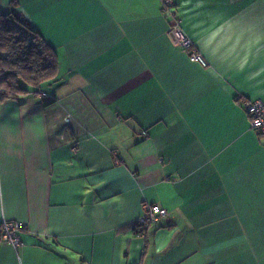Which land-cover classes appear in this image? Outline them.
<instances>
[{
	"label": "crops",
	"instance_id": "crops-1",
	"mask_svg": "<svg viewBox=\"0 0 264 264\" xmlns=\"http://www.w3.org/2000/svg\"><path fill=\"white\" fill-rule=\"evenodd\" d=\"M12 1L60 71L0 104V264H264V0Z\"/></svg>",
	"mask_w": 264,
	"mask_h": 264
},
{
	"label": "trees",
	"instance_id": "trees-1",
	"mask_svg": "<svg viewBox=\"0 0 264 264\" xmlns=\"http://www.w3.org/2000/svg\"><path fill=\"white\" fill-rule=\"evenodd\" d=\"M16 9L12 1L11 11L0 12V104L39 93L45 84L57 81L60 71L54 48Z\"/></svg>",
	"mask_w": 264,
	"mask_h": 264
},
{
	"label": "built area",
	"instance_id": "built-area-1",
	"mask_svg": "<svg viewBox=\"0 0 264 264\" xmlns=\"http://www.w3.org/2000/svg\"><path fill=\"white\" fill-rule=\"evenodd\" d=\"M164 8L172 6L171 0H161ZM170 33L174 36L181 49L187 51L189 59L203 68L208 67V63L198 52L197 48L187 38L178 21L174 20ZM43 100L49 101L51 97L47 94H41ZM243 108L250 121V127L264 139V103L260 100H247L243 102ZM167 215V210L159 205L143 206V215L137 222L140 232L148 230L151 225L157 224L160 219ZM24 227L19 222L3 221L0 225V244L7 243L15 249L22 245V232Z\"/></svg>",
	"mask_w": 264,
	"mask_h": 264
}]
</instances>
